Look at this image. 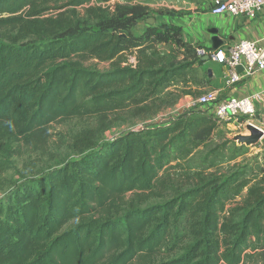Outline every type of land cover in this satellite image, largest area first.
<instances>
[{
  "label": "trees",
  "instance_id": "1",
  "mask_svg": "<svg viewBox=\"0 0 264 264\" xmlns=\"http://www.w3.org/2000/svg\"><path fill=\"white\" fill-rule=\"evenodd\" d=\"M159 15L140 0H0V172L23 148L44 149L54 124H81L75 156L4 189L0 264L264 261V169L219 163L247 148L225 138L186 166L227 125L212 107L104 137L174 104L171 88L203 63Z\"/></svg>",
  "mask_w": 264,
  "mask_h": 264
},
{
  "label": "crops",
  "instance_id": "2",
  "mask_svg": "<svg viewBox=\"0 0 264 264\" xmlns=\"http://www.w3.org/2000/svg\"><path fill=\"white\" fill-rule=\"evenodd\" d=\"M180 5L183 6L169 5L172 13L164 16L183 26L184 39L190 47L214 50L212 31L215 30L225 41L223 48L241 39L257 40L264 36V10L256 18H249L228 13L213 14L212 0H181ZM202 59L201 65L195 64L193 69L186 72V76L179 79L183 85L182 88L189 92L182 95L189 105L194 104L199 96L210 90H218L221 99L251 97L260 93L261 98L255 101L258 117L255 120L252 119L253 123L259 125L257 122L261 121L264 112V71H257L251 76L243 77L238 84L230 86L225 80L226 68L222 63L205 57ZM227 126L233 130V124H227Z\"/></svg>",
  "mask_w": 264,
  "mask_h": 264
},
{
  "label": "rangeland",
  "instance_id": "3",
  "mask_svg": "<svg viewBox=\"0 0 264 264\" xmlns=\"http://www.w3.org/2000/svg\"><path fill=\"white\" fill-rule=\"evenodd\" d=\"M140 1L153 10H162L165 16L172 13V11H170V8L168 7L169 5L174 4L176 6H183L180 5L181 0ZM114 3L115 1H112L110 4ZM164 15H159L158 19L166 20ZM141 25H143V23H141ZM136 30L138 31V29ZM88 64H94L101 70H104L108 67V63L97 62L96 60H91L88 62ZM182 86L183 85L181 84V82L177 81V84L171 88L175 91V94L179 95L178 100L174 104L163 106L157 114H152L144 119L140 117L126 116V119L118 121L116 127L107 131L104 134V137L111 138L112 136H115L123 130L139 128L144 124L164 122L170 117L177 115V113L190 108L191 106H193V104L189 105V102L184 98V96L181 95L182 91H184ZM171 99L172 98L169 97L167 100L170 101ZM257 123H259V125L264 128V120ZM79 128H81V124L76 120L54 124L51 129L52 137L50 139V142L44 147V149L33 151L32 149L23 148L22 155L14 156L11 159L12 167L5 170L4 172H0V197L3 195L4 189H7L12 181L18 180L22 173H28V171L38 172L40 169L57 165L60 161L66 159L67 157L72 158L73 156H75V153H73L71 149L67 148V145L69 143V136H71V134H73V132ZM242 128L239 127L236 131L229 129L227 125H223V131L221 135L217 136V138L211 143L209 148L205 147L200 149L189 161H187L186 166L197 167L198 165H200L204 161L205 152H207L208 149L214 147L216 144L222 143L225 138H232V136L236 132H240ZM230 148L231 145H228L225 149L223 148L225 160H227L231 155ZM247 150L248 151L245 154L234 161H231L229 163L220 161L219 163L221 168H223L222 170L226 171L230 164H234L235 161L247 163L249 167H260L261 169H264V146L259 143L255 147L247 148ZM258 264H264V261L260 259Z\"/></svg>",
  "mask_w": 264,
  "mask_h": 264
},
{
  "label": "built area",
  "instance_id": "4",
  "mask_svg": "<svg viewBox=\"0 0 264 264\" xmlns=\"http://www.w3.org/2000/svg\"><path fill=\"white\" fill-rule=\"evenodd\" d=\"M263 10L264 0H212L211 7L213 14L228 13L249 18H256ZM197 53L201 57L222 63L226 68L225 80L230 86L238 84L243 77L251 76L257 71H264V36L257 40L241 39L218 50L199 47ZM240 66L243 68L242 71L239 70ZM220 96L218 90H210L199 96L193 105L212 107V112L218 120L225 124H233V130L236 131L246 122H252V119L258 117L255 101L261 98L260 93L244 98L221 99ZM244 118H246L245 121ZM263 120L264 112L261 116V121ZM260 144L264 146V137Z\"/></svg>",
  "mask_w": 264,
  "mask_h": 264
},
{
  "label": "water",
  "instance_id": "5",
  "mask_svg": "<svg viewBox=\"0 0 264 264\" xmlns=\"http://www.w3.org/2000/svg\"><path fill=\"white\" fill-rule=\"evenodd\" d=\"M150 23L153 22V19L149 20ZM212 47L214 50L221 48L225 41L218 34V31H212ZM242 66L239 67V70L242 71ZM264 137V129L253 122H246L243 125V128L240 132L235 133L231 140L236 143L239 147L251 148L257 146L261 139Z\"/></svg>",
  "mask_w": 264,
  "mask_h": 264
},
{
  "label": "clouds",
  "instance_id": "6",
  "mask_svg": "<svg viewBox=\"0 0 264 264\" xmlns=\"http://www.w3.org/2000/svg\"><path fill=\"white\" fill-rule=\"evenodd\" d=\"M9 126L11 127V122H9Z\"/></svg>",
  "mask_w": 264,
  "mask_h": 264
}]
</instances>
